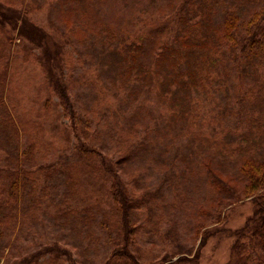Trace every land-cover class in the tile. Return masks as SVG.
I'll list each match as a JSON object with an SVG mask.
<instances>
[{
	"label": "trees",
	"instance_id": "obj_1",
	"mask_svg": "<svg viewBox=\"0 0 264 264\" xmlns=\"http://www.w3.org/2000/svg\"><path fill=\"white\" fill-rule=\"evenodd\" d=\"M95 2L0 0V243L7 238L11 245L13 240L16 243L31 232L38 235L36 228L43 226L44 217L48 216L60 223L62 231L75 228L78 235L86 237L88 246L82 255L97 249L100 237L94 234V227L98 224L107 230L110 213L102 214L100 220L102 210L74 206L80 189L78 176L82 173L88 178L97 177L102 169L105 174L108 168L105 159L111 147L107 140L113 143L112 139L120 131L116 129V122L122 121V107L133 98L141 99L143 91H139L138 84L143 80L145 100L149 103L153 99L163 105L164 110H169V124L181 125L182 136L188 140L186 149L197 158L195 162L206 160L210 169L213 163L217 165L216 169H211L216 198L212 204L222 211L235 199H249L252 203V214L243 227L233 232L234 243L225 264H264V0H181L173 18H167L165 26L160 24L164 27L161 35H165L167 28L169 34L157 49V58L149 64L143 61L144 40L137 28L122 37L116 32L104 35L103 56L93 57L104 62L112 78L101 86L100 75L92 80L93 72H90L74 81L85 82L86 87L91 85L92 92H97L91 109L84 113L85 118L78 119L70 96L73 88L62 75L65 69L67 71V47L82 39L77 33L80 31L78 17L81 15L84 21L88 14L94 16ZM149 5L152 6L153 1ZM46 6L50 12L59 9L60 19L52 21L64 24V30L59 29L61 36H51L31 19V15ZM144 23L154 25L153 17ZM16 38L21 39L19 47L28 53L27 56L42 57L41 63L49 74L45 83L52 80L50 85H55V93L72 128L84 133H77L76 138L83 135L90 142L84 145L79 142L72 149L74 156L79 155L80 159L68 161L64 167L53 164L56 170H67V191L60 199L45 192L38 196L37 182L39 173L45 168L43 160L48 142H41L33 123L20 118L11 103L12 65L10 61L3 65L2 61L12 57ZM92 45H95L93 41ZM225 90L232 93L226 96L217 112L205 109L207 101L216 103L217 93ZM137 109L133 114L136 115ZM174 113L176 119L172 118ZM92 124H95L94 129ZM117 125L122 127L121 123ZM98 135H104L107 140ZM120 138L119 147L125 137ZM124 159L121 157L118 164ZM117 182L112 181L111 192L113 203L123 208V219L121 229L117 228L118 242H107V246L119 250L118 254V251L113 252L110 260L123 257L125 263L122 264H142L130 238V193ZM218 209L219 218L221 211ZM80 224L88 226L87 234ZM34 247L35 252L30 257H21L13 264H53L55 261L78 264L72 249L60 240L41 241ZM2 249L3 244L0 260L4 256ZM185 259L190 258L183 256L179 261Z\"/></svg>",
	"mask_w": 264,
	"mask_h": 264
},
{
	"label": "rangeland",
	"instance_id": "obj_2",
	"mask_svg": "<svg viewBox=\"0 0 264 264\" xmlns=\"http://www.w3.org/2000/svg\"><path fill=\"white\" fill-rule=\"evenodd\" d=\"M151 1L152 6L149 5ZM180 1L96 0L92 8L94 16L88 14L84 21L81 15L78 17L77 28L81 32L77 33L82 39L80 42L79 39L71 42L67 47V71L65 69L62 75L63 80L69 82L73 88L70 89V96L74 101L78 119L85 118L84 113L91 109L97 92H92L93 86L86 87L85 82L74 81L80 79V75L90 72H93L92 80H96L97 75H100L103 82L101 86H105L107 79L112 78L111 72L106 71L104 62L94 59L100 54L103 56L104 35L116 32L122 37L137 28L138 34L144 40L143 61L147 64L153 63L157 58V49L163 45L166 35L169 34L167 28L165 35H161L164 32L165 20L173 18ZM152 17L154 25H146L144 21L149 22ZM57 18L60 19L59 9L50 12L47 6L41 12L31 15V19L51 36H61L59 29L64 30L65 26L61 21L53 23L52 19ZM20 42L21 39L16 38L12 57L2 61L3 65L10 62L12 65L11 103L20 118L33 123L35 134L40 135L41 142H48L46 157L43 160L45 168L39 173L37 182L38 196L45 192L60 199L67 191V170H56L53 164L64 167L68 161L80 159L79 155L74 156L72 149L77 147L79 142L83 145L90 142L83 135L79 139L76 138L80 130L73 129L71 120L65 116L60 98L54 90L55 85L51 87L52 80L45 83L49 80V74L41 63L42 57L27 56L28 53L19 47ZM142 84L143 80L138 84L139 91H143L141 99L133 98L128 105L122 107V121L116 122V129L120 131L115 139H112L113 143L104 135H98L111 144L110 154L105 159L108 165L105 174L103 175L104 170L100 169L102 173H97V177L88 178L82 173L78 176L80 189L73 202L74 206L79 209L102 210L99 213L100 220L102 214L110 213L107 217V230L98 224L94 227V234L100 237L97 249L82 255L88 246L86 237L78 235L75 228L62 231L60 223L45 216L43 226L36 228L38 235H32L31 232L21 236L16 243L13 240L11 245L8 244L7 238L0 243V246L3 244L1 255H4L0 264H13L21 257H30L35 252L34 246L41 241L54 243L57 240L72 249L78 264L125 263L121 256L114 261L110 260L113 252L118 251V254L119 250L107 246V242H118L117 236L123 219L122 206L113 203L111 186L114 179L130 193V238L142 264H225L229 261L234 243L233 232L243 227L248 216L252 214V203L249 199H235L222 211L218 209L219 206L212 204L216 198L211 184V169H216L217 165L213 163L210 169L206 160L202 162L203 160L198 159L200 162H195L197 158L192 157L186 149L188 140L182 136L181 125H170L169 110H164L165 107L153 102V99L149 103L145 100L147 93ZM231 93V90L218 92L217 102L207 101L205 109L217 112L226 96ZM100 96L103 94L100 93ZM136 107L139 109L135 115L133 110ZM172 116L176 119L177 114ZM92 119L96 120L94 116ZM119 123L122 127L117 125ZM84 124L85 122L80 125L82 129ZM92 126L94 129L95 124ZM120 136L125 137L121 147L118 146L121 142ZM121 157L125 159L122 164H118ZM72 169L76 174L74 163ZM27 187L26 185V194ZM217 209L221 211L219 218ZM80 227L87 234L88 226L80 224ZM39 235H42L43 239ZM180 249L183 252L178 251ZM183 256L190 259L180 262L179 259ZM66 263L68 264L67 261ZM53 264L59 263L55 261Z\"/></svg>",
	"mask_w": 264,
	"mask_h": 264
}]
</instances>
